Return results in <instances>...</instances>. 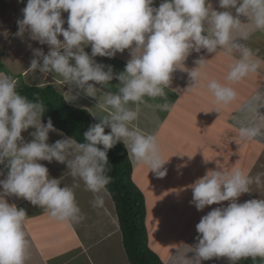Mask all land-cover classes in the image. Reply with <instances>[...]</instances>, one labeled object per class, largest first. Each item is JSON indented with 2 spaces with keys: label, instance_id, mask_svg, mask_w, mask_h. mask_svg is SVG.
I'll return each instance as SVG.
<instances>
[{
  "label": "clouds",
  "instance_id": "obj_1",
  "mask_svg": "<svg viewBox=\"0 0 264 264\" xmlns=\"http://www.w3.org/2000/svg\"><path fill=\"white\" fill-rule=\"evenodd\" d=\"M218 4L224 11L213 9L209 0H163L159 7L152 6L153 0H27L23 19L17 20V35L28 32L31 40L49 47L47 54L40 48L32 49L34 58L27 72L53 73L57 83L69 85L63 92L65 101L75 100L79 90L98 98L102 88L96 85L107 88L113 79L118 84L115 92L106 91L98 100L102 115L89 111L99 122L83 133V142H78L56 129L51 118L43 123L44 102L21 95L17 79L0 72V165L8 170L0 179V264H26L29 246L24 230L27 213L5 197L23 198L69 227L78 224L84 217L75 198L74 190L80 186L77 180L94 194L92 206L103 208L109 194L107 185L112 182L107 174V152L117 142L123 143L134 162L158 177L166 175V169L161 171L166 161L161 158L156 137L135 122L140 105L147 104L146 97L164 99L156 105L161 111L169 108L165 88L177 69L188 73L187 90L199 84L200 69L207 60L199 55L194 60L197 67L187 69L184 61L193 52L223 50L233 56L234 63L225 77L228 82H238L258 71L261 61L253 59L254 51L244 42L252 32H264V0H218ZM62 12L68 13L67 21ZM88 45L91 55L84 50ZM126 49L130 59L118 74L111 65L94 60L96 56L113 58ZM73 85L78 90L75 95ZM207 88L216 104L227 105L236 98L232 87L216 80L209 81ZM253 101L250 122L238 129L241 141L264 135V115L257 112L264 107V94L258 92ZM30 127L34 129L29 133L32 139L26 141L22 132ZM105 128L110 132L105 134ZM49 132L64 138L50 145ZM53 160L66 164L65 176L73 178L71 186L61 187L65 176L51 178L48 168L39 162ZM191 188L190 203L198 211L229 202L213 208L197 223L200 235L192 249L195 258L189 260L191 264L214 257H227L233 264L241 259H264V199L237 202L242 194L264 192V172L253 176L240 167L209 170Z\"/></svg>",
  "mask_w": 264,
  "mask_h": 264
},
{
  "label": "crops",
  "instance_id": "obj_2",
  "mask_svg": "<svg viewBox=\"0 0 264 264\" xmlns=\"http://www.w3.org/2000/svg\"><path fill=\"white\" fill-rule=\"evenodd\" d=\"M7 1L13 3V0ZM16 1L17 4L9 6L10 11L3 13L8 22L11 18L12 30L6 33V38H0V72L17 79V90L23 86L43 88L49 85L64 99L63 92L68 91L69 85L57 83L53 79V73L44 76L38 71L33 74L26 70L34 58L32 49L40 48L47 54L49 47L31 40L28 32L23 36L17 35V20L23 19V13L17 9L18 3L24 1L26 6L27 0ZM162 2L163 0H153L152 6L159 7ZM209 3L213 9L224 11L219 7L218 0H209ZM232 13L235 15L234 9ZM61 16L67 21V12H62ZM240 19L246 22V18ZM63 27L67 28L66 22ZM58 39L63 40V37L58 36ZM244 43L254 51L253 59L259 58L261 61L256 73H250L235 83L228 82L225 77L230 65L234 63V57L225 55L223 50L209 54L202 49L201 53L193 52L184 61V66L191 70L197 67L194 60L199 55H204L207 60L206 65L200 69L201 78L196 87L187 90L190 83L188 73L177 69L172 73L170 86L165 88L166 102L169 105L166 111L156 107L165 102L162 98L151 100L146 97L147 104L140 105L135 123L145 133L156 137L161 158L166 161L161 171L166 169L167 172L165 176L158 177L155 172L149 171L145 165L134 162L128 156L132 164L131 177L144 196L148 245L165 264H191L189 260L195 258L192 249L198 243L197 237L200 235L196 231L197 223L213 208L227 206L229 203L224 201L198 211L190 203L193 195L191 185L197 179L209 170L231 171L236 167L253 176L264 172V135L248 141H241L238 135L239 127L250 122L252 114L249 106H254L253 97L258 92L264 94V32H252ZM84 50L91 55L90 45ZM129 59L128 49L116 53L113 58L94 57L98 63L111 65L115 74L124 70ZM211 80L232 87L236 92L235 100L227 105L216 104L207 88ZM116 84L118 81L113 79L107 88L96 85L102 88L98 98L88 97L79 90L75 100L64 101L71 107L102 115L97 107L98 100H102L106 91L115 92ZM71 87L72 94L75 95L78 90L74 85ZM257 112L264 115V107H259ZM92 118L99 122L98 117ZM32 131L34 129L30 127L22 132L26 141L32 139L29 135ZM60 132L67 136L63 131ZM64 136L49 132L47 143L51 145ZM39 162L48 168L51 178L59 179L68 171L66 164L55 160L51 163ZM0 171L3 172L0 179H4L8 170L0 165ZM77 182L80 186L74 190L75 198L84 219L71 227L51 218L43 209L23 198L14 195L5 197L8 203L15 204L18 209H25L27 213L24 222L29 241L26 264H130L122 245L110 193L104 197L103 208H94L91 203L94 194L86 189L83 181ZM72 183L73 178L65 176L60 186H71ZM250 199H264V192L254 190L242 194L237 202L243 203ZM200 264L233 262L227 257H214L202 260Z\"/></svg>",
  "mask_w": 264,
  "mask_h": 264
},
{
  "label": "trees",
  "instance_id": "obj_3",
  "mask_svg": "<svg viewBox=\"0 0 264 264\" xmlns=\"http://www.w3.org/2000/svg\"><path fill=\"white\" fill-rule=\"evenodd\" d=\"M17 91L32 101L39 97L46 107L41 120L46 123L51 118L55 128L78 142H83V133L98 123L87 111L67 105L49 85L43 88L23 86ZM107 133L109 131L105 128ZM107 156L110 168L107 174L112 178L107 188L114 202L122 245L129 263L165 264L148 245L144 196L132 180V164L123 143L117 142L108 150ZM236 264H264V259H241Z\"/></svg>",
  "mask_w": 264,
  "mask_h": 264
},
{
  "label": "rangeland",
  "instance_id": "obj_4",
  "mask_svg": "<svg viewBox=\"0 0 264 264\" xmlns=\"http://www.w3.org/2000/svg\"><path fill=\"white\" fill-rule=\"evenodd\" d=\"M15 5L17 4L16 0H13V3H11L10 1L7 0H0V15H2V17L0 18V38H6L5 35L8 31L12 30V23H11V18H9V22L8 20L4 17L3 13H6L7 10L10 11V5ZM25 7V3L24 1H21L20 3H18V8L19 10H21ZM18 13H16L17 15Z\"/></svg>",
  "mask_w": 264,
  "mask_h": 264
}]
</instances>
